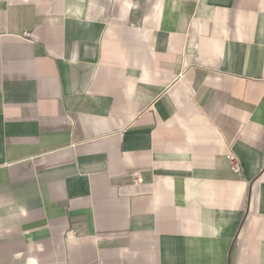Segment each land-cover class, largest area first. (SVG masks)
<instances>
[{
	"label": "crops",
	"instance_id": "crops-1",
	"mask_svg": "<svg viewBox=\"0 0 264 264\" xmlns=\"http://www.w3.org/2000/svg\"><path fill=\"white\" fill-rule=\"evenodd\" d=\"M0 264H264V0H0Z\"/></svg>",
	"mask_w": 264,
	"mask_h": 264
},
{
	"label": "built area",
	"instance_id": "built-area-1",
	"mask_svg": "<svg viewBox=\"0 0 264 264\" xmlns=\"http://www.w3.org/2000/svg\"><path fill=\"white\" fill-rule=\"evenodd\" d=\"M229 161H230V165H231L232 170L234 172H240L241 165H240L239 159L234 154L229 155ZM134 175L136 177L138 176V175H136V173H134Z\"/></svg>",
	"mask_w": 264,
	"mask_h": 264
}]
</instances>
